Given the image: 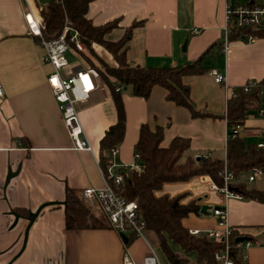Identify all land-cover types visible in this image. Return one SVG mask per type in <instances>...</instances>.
Segmentation results:
<instances>
[{
    "label": "crops",
    "instance_id": "1",
    "mask_svg": "<svg viewBox=\"0 0 264 264\" xmlns=\"http://www.w3.org/2000/svg\"><path fill=\"white\" fill-rule=\"evenodd\" d=\"M49 1L29 0V3L35 12ZM253 1L264 4V0ZM25 8V0H0V264H123L126 253L134 264H143L149 252L148 244L154 248L159 264H169L158 242L147 235L143 239L131 237L132 233L127 232L124 237L129 243L126 244L122 234L110 226L65 228L62 202L66 189L82 193L86 187L104 184L98 165L99 143L105 130L115 122L116 109L105 86L94 89L87 100L77 104L83 137L92 150L72 146L47 83L52 67L42 60L44 49L29 31ZM86 17L94 25L117 20L116 27L104 36L110 41L125 37L129 26L136 23L125 51L132 65L182 66L196 61L209 49L200 62L206 70L185 75L182 81L189 87L196 110L211 115L193 116L186 107L167 100L166 90L159 85L152 87L147 98L122 90L125 129L114 164L137 162L133 147L142 123L151 129L163 127L164 147L175 136L189 138L183 160L197 156L224 159L229 92L208 71L211 68L223 71L229 88L240 87L250 79L264 80V36L249 41L230 39L223 51L220 42L224 32V0H92ZM194 29L197 33H193ZM92 46L97 53L101 48L108 55L109 64L115 65L102 46ZM67 57L68 64L62 74H68L80 64L88 66L80 52L69 51ZM263 131L264 116L258 114V109L248 110L238 134L247 143L257 144L264 139ZM8 172L14 175L5 184ZM250 175L252 172L245 178H233L232 183L245 182L247 187L264 193V174L258 171L248 181ZM155 195H183L182 203L195 198L200 207L210 206L206 213L184 218L182 223L187 228H215L217 218L211 209H224L227 222L253 241L246 251L245 264H264L263 202L239 194L226 198L212 187L206 175L164 183ZM47 202L53 204L40 209L24 242L29 213ZM85 204L95 214H101L93 205ZM169 245L180 257H188L195 264V252L185 257L177 244L169 241Z\"/></svg>",
    "mask_w": 264,
    "mask_h": 264
},
{
    "label": "trees",
    "instance_id": "2",
    "mask_svg": "<svg viewBox=\"0 0 264 264\" xmlns=\"http://www.w3.org/2000/svg\"><path fill=\"white\" fill-rule=\"evenodd\" d=\"M92 0H62L61 3L50 0L42 7L36 8L42 37L46 40L56 38L66 22L79 32L84 48L92 44L102 46L112 56L115 65L103 63L104 71H97L100 80L110 91L116 120L105 130L100 139L99 164L106 170L112 149L122 141L125 129V111L121 99L122 89L126 87L133 96L147 98L153 86L159 85L166 90V99L176 105L186 107L193 116L211 115L196 110L189 96V87L183 83L185 75L198 74L206 70L201 65L203 53L196 61L182 66H141L128 63L126 58V43L130 37L133 23L126 31V36L117 41L105 39V34L116 27L117 20L101 25H94L86 17L88 4ZM255 37L264 36V29L235 30L230 39H243L246 34ZM39 40V37L36 36ZM83 49L80 52H85ZM90 67L91 65L87 63ZM212 69V68H211ZM210 70V69H209ZM249 91L237 88L235 97L226 103V120L228 123L225 158L187 157L181 160L183 153L189 148V138L175 136L168 146H162L163 127L151 129L147 123L139 127L138 139L134 144V156L139 169L123 172V181L116 189L117 194L127 201L138 204L137 217L143 222L145 230L153 232L158 238V244L169 264H187V259L178 256L169 246L177 244L184 252H195V264H217L213 258L216 251L223 248V243L214 242L203 236H195L189 232L182 220L189 214L199 215L200 206L196 199L182 203L183 195L170 197L156 196L155 191L164 183L189 181L195 176L206 175L212 183L221 187L223 179L219 172L224 165L232 172L235 179L241 172L257 169L264 174V149L254 143H247L237 132L230 130L231 126L243 124L244 116L250 109L261 107V91L264 80ZM122 89L116 91V86ZM230 190L244 198L264 203V193L261 190L247 187L245 182L232 183ZM82 193L67 188L64 203V224L66 229L105 228L109 227L102 214H95L84 204ZM25 215L28 213L25 212ZM237 232V229H235ZM135 236L134 234L131 237ZM131 239V238H129ZM129 240L126 241V244Z\"/></svg>",
    "mask_w": 264,
    "mask_h": 264
},
{
    "label": "built area",
    "instance_id": "3",
    "mask_svg": "<svg viewBox=\"0 0 264 264\" xmlns=\"http://www.w3.org/2000/svg\"><path fill=\"white\" fill-rule=\"evenodd\" d=\"M61 3L62 0H56ZM25 20L29 31L39 37L40 44L44 49L42 60L52 67V71L47 76V83L54 96V99L61 112L62 120L67 133L72 141V146L78 150H92L88 140L83 137V129L80 124L77 104L89 98L94 89H101L98 72L92 67L78 65L68 74H62L63 69L68 64L67 53L71 50L82 51L84 44L80 39L79 32L71 27L68 22L64 24L60 34L53 39L46 40L42 37L39 19L34 12L29 0H25ZM224 32L221 38V49L226 50L230 41V34L235 30H260L264 29V4H258L253 0H224ZM193 33H197L194 29ZM255 36L251 33L243 36V40H252ZM213 80L222 84L227 92L226 100L235 97L237 88H229L225 82L223 71L214 68L208 71ZM258 82L250 79L240 86L243 91H249L257 86ZM122 87L116 86L115 90L120 91ZM2 90L0 87V94ZM258 114L264 116V89L261 91V107ZM239 126H231L232 132H237ZM264 137V131H263ZM258 148L264 149V139L256 144ZM117 148L112 149L107 169L100 166V172L104 181L101 187H86L82 190L84 202L93 205L105 217L111 228L120 232L123 236L131 232L136 237L145 238L143 222L137 217L138 204L135 201H127L117 194L116 189L123 181V172H132L139 169V164L135 162L131 165H115L114 155ZM208 157V156H204ZM136 158V157H135ZM252 175L248 181L253 180V175L257 169L251 171ZM223 179L221 187L212 183V187L218 189L226 198L236 196L229 186L232 184V172L224 165L219 172ZM211 213L217 218V225L212 229L204 231L197 228H189V232L195 236H203L214 242L223 243V248L213 254L217 264H245L247 261V250L253 244L250 238L235 232V229L227 222L225 210L220 207L211 209ZM239 237H246L240 239ZM149 252L144 256L143 264H159L158 256L154 248L148 244ZM123 264H134L129 254L122 257Z\"/></svg>",
    "mask_w": 264,
    "mask_h": 264
},
{
    "label": "rangeland",
    "instance_id": "4",
    "mask_svg": "<svg viewBox=\"0 0 264 264\" xmlns=\"http://www.w3.org/2000/svg\"><path fill=\"white\" fill-rule=\"evenodd\" d=\"M93 45V44H92ZM85 49V48H84ZM86 51L85 52H80V51H76L77 53L78 52H80V55L84 58V60L87 62V63H89L91 66L90 67H92L93 69H95L96 71H104L103 69V63H106L107 65H110L109 64V62H108V55L107 54H105L103 51H102V49L101 48H98V53L95 51V49H93V46L92 47H89L88 46V48L87 49H85ZM72 51V50H71ZM74 51V50H73ZM99 54V55H98ZM67 56H68V53H67ZM106 60V61H105ZM110 61V60H109ZM83 63V62H82ZM86 63V64H87ZM115 63V62H114ZM112 66V65H111ZM100 85H101V87H104L105 86V84L100 80ZM123 90V89H122ZM183 157L184 156H182L181 157V160H183ZM199 157V156H198ZM202 157H204V156H202ZM134 164V163H133ZM134 171V170H133ZM249 174H251V172H249V171H245V172H241L237 177L238 178H245V177H247ZM85 204V203H84ZM201 230H205V229H201ZM143 231H144V235L146 236H148L149 238H151L152 239V241H157L158 242V238H157V236L153 233V232H151V231H148V230H145L144 228H143ZM146 232V233H145ZM174 244V243H173ZM170 246V245H169ZM176 246V245H175ZM178 246V245H177ZM178 248H179V246H178ZM177 247H176V249L179 251V249H178ZM180 250H182L181 248H180ZM173 251V250H172ZM174 253H175V251H173ZM182 252H184L183 250H182ZM186 255H185V257H187L188 255V253H186V252H184ZM191 253V252H190ZM178 255V254H177ZM179 256V255H178ZM189 257H190V255H189ZM184 259H187V264H192V262H191V260H189L188 259V257L187 258H184Z\"/></svg>",
    "mask_w": 264,
    "mask_h": 264
},
{
    "label": "water",
    "instance_id": "5",
    "mask_svg": "<svg viewBox=\"0 0 264 264\" xmlns=\"http://www.w3.org/2000/svg\"><path fill=\"white\" fill-rule=\"evenodd\" d=\"M186 42H187V39L185 38L184 43H183V48H184ZM183 48H182V49H183ZM123 90L125 91V90H126V87H124ZM198 158H199V157L197 156L196 159H198ZM13 175H14V173H10V172H8V174H7V176H6L5 184L8 182V180L10 179V177H12ZM62 203L64 204L65 202L63 201ZM50 204H53V203H49V202H47V203H43V204H41V205H40V206H39L34 212L29 213V215H28V220H29V222H28V224L26 225V227H25V231H24V242H25V240H26V236H27L28 228H29L30 224L32 223V221L34 220V218L37 216V214H38V212L40 211V209L43 208L44 206H47V205H50ZM209 208H210L209 205H205V204H203V205H201V207H200V212H202V213H206L207 210H209ZM15 217H16V219H17L18 215H15ZM239 238H240V239H238V240H241V239H245L246 237H239ZM122 239H123L124 241H126V238H125L123 235H122Z\"/></svg>",
    "mask_w": 264,
    "mask_h": 264
}]
</instances>
